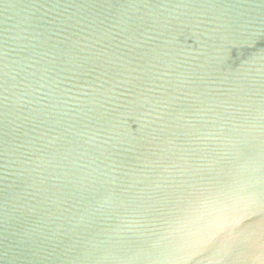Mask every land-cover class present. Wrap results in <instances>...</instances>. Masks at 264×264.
Returning <instances> with one entry per match:
<instances>
[{
  "label": "water",
  "instance_id": "95a60500",
  "mask_svg": "<svg viewBox=\"0 0 264 264\" xmlns=\"http://www.w3.org/2000/svg\"><path fill=\"white\" fill-rule=\"evenodd\" d=\"M0 264H264V0H0Z\"/></svg>",
  "mask_w": 264,
  "mask_h": 264
}]
</instances>
